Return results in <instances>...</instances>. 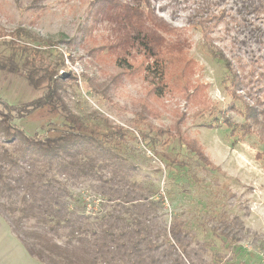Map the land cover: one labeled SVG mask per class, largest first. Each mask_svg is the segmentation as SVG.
<instances>
[{"label":"rangeland","instance_id":"rangeland-1","mask_svg":"<svg viewBox=\"0 0 264 264\" xmlns=\"http://www.w3.org/2000/svg\"><path fill=\"white\" fill-rule=\"evenodd\" d=\"M139 1L0 0V23L7 34L22 28L54 44L42 47V62L67 76L68 108L95 125L99 138L110 136L101 116L123 130L124 140L106 144L135 166L130 179L154 190L159 225L185 220L195 260L264 264V0H151L154 13L134 21L135 31L122 6ZM143 37L154 51L139 43ZM156 54L165 63L162 95L145 71ZM46 91L0 70L1 102L24 105ZM68 121L55 103L13 124L45 138L60 135ZM4 147L18 153L0 138ZM58 177L93 221L99 201L91 183ZM234 220L228 239L223 228ZM27 245L0 208V264H47Z\"/></svg>","mask_w":264,"mask_h":264},{"label":"trees","instance_id":"trees-1","mask_svg":"<svg viewBox=\"0 0 264 264\" xmlns=\"http://www.w3.org/2000/svg\"><path fill=\"white\" fill-rule=\"evenodd\" d=\"M122 7L135 31L134 21L155 11L151 0H140L135 8ZM6 35L11 39H2ZM41 38L22 28L7 34L0 23V70L20 73L35 88L47 89L42 97L28 104L0 101L4 109L0 110V138L14 144L18 152L13 154L7 147L0 151V208L28 240L29 252L47 264H129V260L130 264H201L200 257H192L185 220L176 218L169 229L159 225L154 190L130 179L135 166L125 163L126 158L117 152L118 146L106 144L124 140L123 130L101 116L110 136L106 140L99 138L95 125L68 108L62 96L67 76L42 62V47L54 44ZM27 40L38 45L30 46ZM139 43L154 51L147 38ZM2 45L5 48L1 49ZM154 56L145 71L156 80L155 89L162 95V87L167 85L165 63L162 56ZM223 59L229 69L230 61ZM55 103H60L70 122L60 135L29 136L13 124L39 107ZM190 148L209 168L219 169L200 148L192 144ZM7 164L21 170L10 174ZM58 176L74 183H91L99 201L93 221L86 203L74 196ZM236 221L224 226L226 238L234 239Z\"/></svg>","mask_w":264,"mask_h":264}]
</instances>
